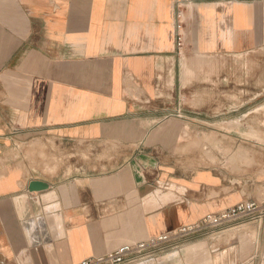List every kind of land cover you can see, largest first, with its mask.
<instances>
[{
	"label": "crops",
	"instance_id": "1",
	"mask_svg": "<svg viewBox=\"0 0 264 264\" xmlns=\"http://www.w3.org/2000/svg\"><path fill=\"white\" fill-rule=\"evenodd\" d=\"M174 4L0 0V264L264 204V158L240 173L215 145L264 135V0L188 3L180 53ZM135 264H264V217Z\"/></svg>",
	"mask_w": 264,
	"mask_h": 264
},
{
	"label": "built area",
	"instance_id": "2",
	"mask_svg": "<svg viewBox=\"0 0 264 264\" xmlns=\"http://www.w3.org/2000/svg\"><path fill=\"white\" fill-rule=\"evenodd\" d=\"M196 0H175L174 36L178 53L185 41V12L187 5ZM264 204L245 199L234 206L211 212L194 223L181 225L171 231L133 243L123 244L102 255L91 256L77 264H135L177 250L184 244L204 237H216L226 228L260 221Z\"/></svg>",
	"mask_w": 264,
	"mask_h": 264
},
{
	"label": "rangeland",
	"instance_id": "3",
	"mask_svg": "<svg viewBox=\"0 0 264 264\" xmlns=\"http://www.w3.org/2000/svg\"><path fill=\"white\" fill-rule=\"evenodd\" d=\"M210 141L211 139L208 138V144L211 143ZM212 144H215L214 141ZM215 145H217V149L222 155V164L226 167L239 168L240 173L244 170L247 171V167H251L253 162L256 171H258L256 167H259V164L263 162L264 135L238 138L222 137L218 138ZM208 150L210 149L208 148ZM250 150L253 152L249 153ZM235 156L239 158L238 163Z\"/></svg>",
	"mask_w": 264,
	"mask_h": 264
},
{
	"label": "bare ground",
	"instance_id": "4",
	"mask_svg": "<svg viewBox=\"0 0 264 264\" xmlns=\"http://www.w3.org/2000/svg\"><path fill=\"white\" fill-rule=\"evenodd\" d=\"M244 228V227H243Z\"/></svg>",
	"mask_w": 264,
	"mask_h": 264
}]
</instances>
